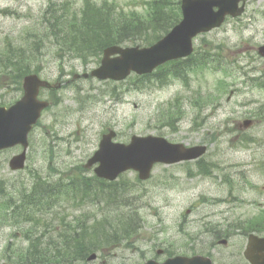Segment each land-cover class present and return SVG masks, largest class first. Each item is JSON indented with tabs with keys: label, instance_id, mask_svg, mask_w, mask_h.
<instances>
[{
	"label": "rangeland",
	"instance_id": "obj_1",
	"mask_svg": "<svg viewBox=\"0 0 264 264\" xmlns=\"http://www.w3.org/2000/svg\"><path fill=\"white\" fill-rule=\"evenodd\" d=\"M46 1L0 0V10H6L0 11V42L32 38L27 32H34ZM117 1L125 7L142 2ZM205 43L219 46V54L231 64L230 74L223 75L226 85L231 84L218 96L219 70L192 72L188 88L178 79L165 86L140 88L129 78L116 82L83 77L71 80L74 73L97 64L83 65L78 59H65L60 64L53 50L43 48L41 60L34 62L41 65V77L54 82L61 75L69 81L58 90L61 102L44 112L31 134L25 167L13 171L8 166V159L21 147L0 152V185L4 191L29 187L36 175L44 179L92 175L91 168L78 167L97 149L101 134L108 128L116 130V141L124 143L133 134H154L187 146L206 144L203 162L217 164L208 176L197 172L196 161H185L155 165L150 178L133 189L135 171L128 170L118 177L124 188L119 186L117 190L126 189L127 197L141 213L138 220L143 224L136 246L152 254L157 248L177 245L184 253L209 255L216 264H248L243 256L247 234L235 225L264 207V87L251 85L253 82L248 80L250 74L263 72L264 77V57L256 54L257 46L264 43V0L248 3L239 20L229 19L194 39V47ZM209 92L214 101L211 99L207 105ZM19 95L14 87L0 90V102H10ZM177 95L182 109L178 115L182 118L172 130L160 125L168 112L161 116L159 111L177 110ZM197 98L201 108L194 105ZM169 101L173 104H167ZM247 118L253 123L244 128L241 123ZM242 136H253V141H243ZM218 199L223 200L216 202ZM104 205L105 200L98 199L77 209L73 201H66L55 210H61L60 216L66 212L70 220L80 211L93 213ZM19 232L16 227H0V264L6 260L7 242L25 244ZM215 233L220 236L215 237ZM222 239L226 243H220Z\"/></svg>",
	"mask_w": 264,
	"mask_h": 264
},
{
	"label": "trees",
	"instance_id": "obj_2",
	"mask_svg": "<svg viewBox=\"0 0 264 264\" xmlns=\"http://www.w3.org/2000/svg\"><path fill=\"white\" fill-rule=\"evenodd\" d=\"M120 5L115 0H47L38 25H34V32H27L32 38H9L0 45V87L14 85L15 89H19L25 74L38 72L40 65L34 62L44 45L54 46L60 52V57L68 53L87 65L97 60L107 46L152 44L181 17L179 0H142L139 7L128 9ZM196 50L195 55L192 54L186 60L170 62L166 72L156 78L159 84L167 83L170 77L185 79L184 75L189 69L218 70L221 67L219 59H216L220 57L219 46L205 44ZM223 72L227 70L223 69ZM133 79H139L140 88L146 75L134 76ZM225 84L223 79H219L221 88L217 90L221 92ZM173 112L178 114L181 111L178 108V111ZM174 118V114L168 113L165 124L174 127ZM199 172L207 173L205 163L199 165ZM78 178L60 175L54 180H43L38 176L29 187L7 193L0 185V227L12 224L23 228L24 239L27 240L25 247H13L14 256L11 262L7 258L8 263L58 264L66 262L73 255L83 256L103 240L131 236L138 218L135 209H126L125 204L121 205L122 208L104 211L100 219L93 217L96 213H90L91 217L86 213L81 214L83 219L81 216L73 217L72 222L66 220L65 213L54 224L47 222L39 225V234L36 235L32 228L41 221L46 222L43 217L49 213H53L55 218V209L66 201L72 200L79 206L78 203L93 201L99 195H104L108 199H105L107 208L114 201L127 199L125 189L124 195L120 196L114 188L103 187L101 180L96 179L100 183L98 187H90L89 179ZM238 225L244 234H264V208ZM44 238L47 240L42 242Z\"/></svg>",
	"mask_w": 264,
	"mask_h": 264
},
{
	"label": "water",
	"instance_id": "obj_3",
	"mask_svg": "<svg viewBox=\"0 0 264 264\" xmlns=\"http://www.w3.org/2000/svg\"><path fill=\"white\" fill-rule=\"evenodd\" d=\"M239 1L181 0L182 19L166 35L149 47L106 48L101 64L92 69L90 74L99 79L121 80L131 70L138 74L148 73L158 64L186 56L192 51V38L196 34L220 26L226 15L237 16L243 11V6H238ZM260 53L264 54V46L260 48ZM48 85L47 81L40 80L37 75H28L24 78L23 97L9 108L0 107V150L17 144L23 147L21 153L13 155L9 160L11 169L24 167L28 132L41 109L47 105L36 99L38 88ZM115 135L113 130L103 134L98 149L84 164V167H90L98 163L94 167L96 176L109 180L115 179L127 169L137 170L140 179H147L156 162L170 164L195 159L206 151L204 145L185 147L181 143H170L154 135H133L130 142L125 144L113 141ZM244 255L251 264H264V237L250 234ZM183 263L211 264V261L198 255L183 259Z\"/></svg>",
	"mask_w": 264,
	"mask_h": 264
},
{
	"label": "flooded vegetation",
	"instance_id": "obj_4",
	"mask_svg": "<svg viewBox=\"0 0 264 264\" xmlns=\"http://www.w3.org/2000/svg\"><path fill=\"white\" fill-rule=\"evenodd\" d=\"M140 240H136V243ZM163 246L162 248H157L155 254H148L146 250H141L140 248H132L129 249V253L122 257L124 254L121 250H116L113 254V263L112 264H144L147 260H153V264H183L179 262L178 257H190L191 255L182 254L181 250L178 249L177 245L175 247ZM172 248V249H171ZM136 253L135 257L134 253ZM171 263H167V261L174 260ZM177 259V260H176Z\"/></svg>",
	"mask_w": 264,
	"mask_h": 264
}]
</instances>
